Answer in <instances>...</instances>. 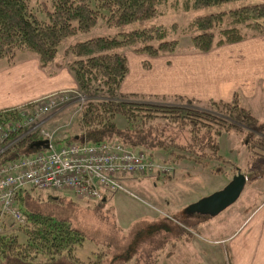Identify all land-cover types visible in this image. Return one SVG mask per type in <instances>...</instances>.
I'll list each match as a JSON object with an SVG mask.
<instances>
[{
    "label": "rangeland",
    "instance_id": "obj_1",
    "mask_svg": "<svg viewBox=\"0 0 264 264\" xmlns=\"http://www.w3.org/2000/svg\"><path fill=\"white\" fill-rule=\"evenodd\" d=\"M194 2L191 0L188 8L181 10L180 7L175 8L173 1L169 0L156 6V12L151 18L134 21L126 26L132 29L155 28L154 33L158 36L163 32L164 37L157 38L153 44L174 41L169 48L151 55L145 51H134L137 44L121 47L127 71L118 85L117 93L126 102L121 104L117 100L115 105L130 113L133 121L145 131L152 130L142 132L146 135L142 138L140 135L129 134L123 128L125 135L119 139L129 145L132 143V147L136 148L134 151H140L155 164L172 167L173 173L169 176L163 173L158 175V172L138 177L127 175L117 182L125 191H110L105 206L70 192L50 194L70 198L72 202L61 200L56 204H49L40 199V195L27 198L26 211L65 221L76 231L75 241L69 243L75 247L68 249L67 246L62 251L61 257L69 258L67 262L76 258L85 260L89 256H98L100 264H122L123 257L111 261L112 256L121 251L115 245L122 241L133 242L134 234L144 225L157 226L158 229L162 224L165 226L164 221L158 220L176 221L184 218L185 207L223 188L237 172L234 167L251 177L235 202L214 216L187 217L184 220L191 227L189 229L201 237L194 240L198 242L196 247L201 260L204 259L207 262L205 264H230L224 244L214 245L212 242L224 243L237 233L244 236L241 230L244 224L250 221L252 213L264 207V86L259 77H264V33L248 35L233 43L218 44L219 40H223L220 31L226 28H236L240 33L252 32L243 26L236 27L228 23L229 20L225 18L218 25L212 21L214 26L210 30L214 32V44L207 51L194 49L191 41L203 32L194 24L197 18L215 15L217 9L225 13L230 8L264 3V0H235L211 6L205 3L196 6ZM136 43H140V40ZM148 44L153 46L152 42ZM25 55L19 54L17 57L24 56V60L35 59L41 67L36 57ZM22 62L24 61L19 63ZM12 63L1 59L0 68L2 64L9 68L19 65ZM57 63L59 68L55 69L57 71L54 75L48 76L45 70L43 73L50 78L64 76L65 79L61 81L67 79L71 84L50 92L60 93L54 95V98L59 96L61 101L67 102L60 107L59 113L47 118L50 122L52 116H56L55 124L61 127L58 137L67 133L79 134L74 117L80 113L84 102L88 99L100 100L103 95H86L80 91L66 62L60 63L57 59ZM251 71L255 72L256 79L251 76ZM75 104L76 115L73 107ZM140 104L142 106H138ZM149 104L160 108L152 107L153 111L139 110ZM22 105L13 107L18 111ZM176 107L185 112V117L173 110ZM121 115L123 114L114 119L118 126L123 127L126 122ZM127 135L135 138L127 139ZM64 143L67 141L56 142L55 147ZM166 144H175L177 149L168 148ZM161 145L166 147L159 149ZM201 146L211 148L210 152L213 154L209 160L212 162L194 164L189 159L192 152ZM208 149L204 148V156H207ZM216 159L218 160L215 161ZM216 163L220 173L216 172L217 168L214 169ZM141 214H150L159 219L134 222ZM149 233L139 239L133 258L127 264H149L146 253L151 255L153 248L161 240V236L156 234L157 230ZM25 242L19 243L18 253L15 254L27 262L38 259L50 261L53 256L58 257L50 240L43 242L46 251L38 248L39 240H35V250H25ZM109 244L110 249L102 250ZM97 251L100 252L95 255ZM180 261L181 259H177L176 262L173 258L163 260L161 264H178Z\"/></svg>",
    "mask_w": 264,
    "mask_h": 264
},
{
    "label": "trees",
    "instance_id": "obj_2",
    "mask_svg": "<svg viewBox=\"0 0 264 264\" xmlns=\"http://www.w3.org/2000/svg\"><path fill=\"white\" fill-rule=\"evenodd\" d=\"M169 0H0V60L6 59L13 62L14 57L19 54L34 56L40 63V68L47 71V75H54L58 70L57 59L60 63H65L71 72L72 76L77 81L79 90L86 95L102 94V98L94 100H87L83 103L80 113L76 115V104L74 122L78 127L79 134H65L58 137V131H55L52 136V144L56 142H71L78 143H98L101 141H113L122 144L134 151L136 148L132 147V143L127 144L120 140L123 134V128L129 134L140 135L145 138V129L138 123L133 121V117L126 110L120 109L115 105L118 100L121 104L126 101L125 98L117 93L118 85L123 76L126 74V58L121 47H127L131 44H137L134 51H145L151 55L169 48L174 41L160 42L154 45L153 42L164 37V33L160 32L161 36L154 33L155 28L135 29L126 27L128 24L151 18L156 12V6L161 3H167ZM175 8L180 7L181 10L187 9L191 0H172ZM194 4L199 6L200 3H205L208 6L218 5L235 0H194ZM156 4V5H155ZM217 9L215 15L208 17L197 18L194 24L198 26L203 32L191 39L192 46L200 51H207L211 45L214 44V32L212 33L213 23L215 25L223 23L224 19L229 20L228 23L238 27L243 26L249 31L247 33H240L236 28H226L221 30L222 39L218 44H227L241 41L248 35H255L264 33V3L260 2L252 5H245L243 7L237 6L228 9L227 12H219ZM219 12V13H218ZM98 32H102L101 34ZM153 36V38H152ZM140 40V43H136ZM152 42L153 46L148 44ZM172 51L173 49L170 48ZM26 56V55H25ZM16 62V58L13 63ZM12 63V64H13ZM52 66H50V65ZM53 67V69H52ZM57 70L55 71V69ZM52 94V93H50ZM49 94V95H50ZM32 101V100H31ZM118 103V102H117ZM119 103V104H120ZM70 104V103H68ZM132 104V103H131ZM32 103L22 105V108H31ZM138 106H142L141 104ZM147 107H140L139 110L153 111V108H160L151 104ZM133 107V106H132ZM178 109V110H175ZM134 110V108H132ZM175 112L185 117V112L176 107ZM54 111V112H53ZM57 111V109H56ZM50 111L44 114V118L51 114H57ZM125 120L126 124L121 127L117 125L114 117L120 114ZM132 113V112H131ZM147 113V112H142ZM150 114H153L151 112ZM154 115V114H153ZM19 118V111L17 108L0 109V124L12 122ZM56 116H52L49 122L44 121L40 128L51 132L59 125L55 124ZM54 123V124H53ZM149 129L148 132H151ZM147 132V133H148ZM12 138H16L13 135ZM127 139L135 137L127 135ZM22 139V138H21ZM19 139L13 149L4 153L0 157V161L6 158L14 150L28 147L34 140L37 141V135L31 134L22 140ZM32 143L31 145H33ZM168 148L176 145L166 144ZM166 145H161L159 149H163ZM41 147V146H40ZM60 147V146H59ZM208 147L207 156H204V148ZM39 148V147H37ZM58 148V147H55ZM42 149V147H41ZM35 147L29 150V153L36 151ZM150 150V149H149ZM209 146H201L192 152L189 158L194 164H201L212 162V152ZM15 155V154H14ZM216 159L215 161H217ZM207 164V163H206ZM214 169L220 173L219 166L215 164ZM236 170L238 168L234 167ZM213 169V170H214ZM212 170V172H213ZM246 177L247 183L251 177ZM50 192L62 191H43L33 187H27L25 190L18 191L15 204L23 215L22 223H14L9 218H4L0 223V264H100V258L87 257L83 260L76 258V260H69V258L61 257L62 251L68 246V249L75 247L69 243L75 241L74 231L69 223L59 221L56 218L49 216H42L39 213L26 211L27 198L39 197L49 204H56L62 201L72 202V199H66L61 195H53ZM65 192V191H63ZM45 194L42 196L41 194ZM109 193L102 194L101 199L91 200L105 206L106 197ZM105 204V205H104ZM32 205V204H31ZM102 207V206H101ZM177 219L178 223L186 228H191L186 224L187 217ZM9 219V223L7 222ZM180 220V221H179ZM158 223V222H155ZM146 226V225H144ZM141 230H137L134 234L133 242L122 241L115 245L121 251L114 254L111 261L117 258H122V264H127L135 253V247L138 246L140 238L145 237L151 230H157V235L160 233L161 226L148 225ZM15 228V229H14ZM140 229V228H139ZM167 231V230H166ZM144 232V233H143ZM173 232H177L174 230ZM72 234V235H71ZM150 234V233H149ZM35 240H39L38 248L46 251L43 242L50 240L53 243V249L57 251L58 257H52L50 261L35 260L27 262L26 259L16 255L19 243L25 242V250H35ZM126 243V245H125ZM123 245L124 248H123ZM152 248V247H151ZM110 249L105 246L104 249ZM113 249V247H112ZM111 249V250H112ZM156 249V246L152 251ZM159 249V247H158ZM101 251V250H100ZM100 251L95 252L97 255ZM14 253V254H11ZM70 253V252H69ZM147 254V262L149 264H157V256ZM90 258V259H89ZM127 262V263H126ZM114 264V263H111ZM135 264V263H134Z\"/></svg>",
    "mask_w": 264,
    "mask_h": 264
},
{
    "label": "built area",
    "instance_id": "obj_3",
    "mask_svg": "<svg viewBox=\"0 0 264 264\" xmlns=\"http://www.w3.org/2000/svg\"><path fill=\"white\" fill-rule=\"evenodd\" d=\"M56 94L60 93L28 102L32 103L31 108L19 109V118L0 124V157L13 149L19 139L31 134L40 138L32 143L46 141L48 146L46 149L35 147L37 150L29 153L33 145L28 143V147L14 150L0 161V223L4 218L14 223L23 222L15 198L18 191L27 187L65 191L83 199L98 200L114 189L125 191L117 182L127 175L138 177L158 172V175L169 176L173 173L172 167L155 164L140 151L130 150L118 142H71L55 148L52 136L61 127L51 132L40 127L44 114L67 102L61 101L59 96L55 99ZM13 135L16 138H12Z\"/></svg>",
    "mask_w": 264,
    "mask_h": 264
},
{
    "label": "crops",
    "instance_id": "obj_4",
    "mask_svg": "<svg viewBox=\"0 0 264 264\" xmlns=\"http://www.w3.org/2000/svg\"><path fill=\"white\" fill-rule=\"evenodd\" d=\"M24 58V56L16 58L15 63L24 61L16 67L9 68L2 64V68H0V109L22 105L34 100V98L60 90L59 88L71 84L70 80L67 79L61 81L65 79L64 76L53 78L48 77L50 75L46 76L35 59L24 60ZM251 76L256 79L255 72L251 71ZM259 77L263 80L264 86V77L261 75ZM246 94L249 95L250 92ZM46 120L48 118H44V121ZM190 217L203 218L198 215ZM158 219L150 214H141L134 222L156 221ZM159 221H164L165 228L162 229L163 231L159 230L158 235L161 236V240L158 241L156 249L151 253V255L157 256V264L173 258L176 262L177 259H181L178 264L207 263L204 259L201 260L196 247L198 242H194V240L201 238L199 235L179 224L177 219L176 221L169 219ZM244 225L241 229L244 236L237 233L224 243H212L214 245L224 244L225 254L228 255L230 264H264V207L252 213L250 221L248 220ZM174 230L177 232H173Z\"/></svg>",
    "mask_w": 264,
    "mask_h": 264
},
{
    "label": "water",
    "instance_id": "obj_5",
    "mask_svg": "<svg viewBox=\"0 0 264 264\" xmlns=\"http://www.w3.org/2000/svg\"><path fill=\"white\" fill-rule=\"evenodd\" d=\"M48 148L46 141H39L33 144V147ZM247 180L240 170L232 175L227 184L208 196H205L198 201L189 204L184 209V216L190 217L194 215L198 216H214L230 206L240 195Z\"/></svg>",
    "mask_w": 264,
    "mask_h": 264
}]
</instances>
